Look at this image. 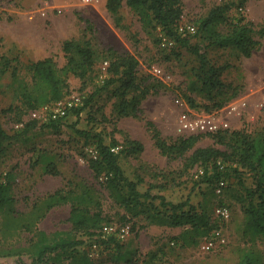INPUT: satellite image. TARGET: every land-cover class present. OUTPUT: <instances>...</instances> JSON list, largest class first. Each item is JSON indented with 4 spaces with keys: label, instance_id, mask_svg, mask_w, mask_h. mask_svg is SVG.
Masks as SVG:
<instances>
[{
    "label": "rangeland",
    "instance_id": "374dc122",
    "mask_svg": "<svg viewBox=\"0 0 264 264\" xmlns=\"http://www.w3.org/2000/svg\"><path fill=\"white\" fill-rule=\"evenodd\" d=\"M221 1L183 0L181 21L197 26V19ZM243 8L246 19L253 23L256 38L262 39L259 30L264 27V0H246ZM249 9L256 13L257 19L248 16ZM119 12L129 25L128 31L115 26L105 0H0V57L4 55L11 62L0 78V121L9 134L0 150V181L8 180L12 185L16 209L28 212L57 189L69 190L87 183L97 188L104 214L111 222L128 215L102 186L104 175L97 178L89 166L87 148L95 146L96 137L77 132L87 130L99 135L111 148L119 146L114 152L125 175L138 183L141 192L151 194L147 201L153 206L166 209L159 198L162 196L165 201L187 200L198 209L205 207L210 216H214L217 205H226L230 211L229 220L222 226L226 243L211 250L201 248L202 238L196 245H182L175 236L183 227L149 223L142 215L128 217L133 230L124 242L127 257L93 264H238L245 249L259 254L264 264V238L253 237L246 227L248 200L257 199L256 194L250 197L246 190L254 188V172L245 168L239 169V174L228 170L227 186L216 193L213 161L192 163L189 156L197 147L224 149V145L212 135L200 134L193 148L181 156L169 157L157 147L146 124L152 120L161 136L171 142L180 137L176 120L181 108L175 104L176 97L183 98L190 107L209 111L242 99L247 103L241 115L227 116L228 130L264 131V104H261L264 62L260 68L251 65L247 68L251 60L243 59L234 48L206 45L199 34L192 36L191 44L200 49L210 64L224 66L221 77L228 86L220 93L213 89L208 94L196 80L200 60L195 53L178 43L161 45L164 32L161 27L156 24L145 29L126 5ZM229 14L238 15L236 3ZM66 39L88 42L98 54L84 79L68 75L69 88L64 97L75 95L79 103L56 122L35 118V123L27 127L32 121L30 110L25 111L22 101L14 96L12 67L18 66L20 76L26 79L29 74L24 66L38 59L52 57L61 67L65 63L62 44ZM109 49L133 54L138 59V83L146 94L141 97L137 115L118 112L120 80L111 82L115 75L102 69L104 60L110 63ZM153 65L162 69L161 76L153 73ZM215 102L221 105L214 106ZM131 140L140 141L142 150L135 148ZM202 168L207 174L200 173ZM69 212L68 203L54 206L38 221L37 227L48 234L71 231L77 237L83 236L82 232L72 230ZM31 237V233L8 223L7 217L0 213V247L25 245ZM71 252L74 250L60 252V263L71 264ZM56 254L58 251L48 253L44 262H36L24 252L0 255V264H56Z\"/></svg>",
    "mask_w": 264,
    "mask_h": 264
},
{
    "label": "trees",
    "instance_id": "16d2710c",
    "mask_svg": "<svg viewBox=\"0 0 264 264\" xmlns=\"http://www.w3.org/2000/svg\"><path fill=\"white\" fill-rule=\"evenodd\" d=\"M245 2L246 0L237 2L223 0L213 5L204 16L197 19V31L191 36H182L177 31V26L183 15V0H105V6L110 12L115 26L129 30V25L123 22V17L119 12L126 5L138 16L145 29L157 24L164 34L174 39L175 43L189 48L195 53L200 60L196 80L201 83L200 89L206 90L210 94L213 89L217 90L216 93H220L225 86H228L221 77L224 66L215 67L210 64L200 49L191 44L190 38L199 34L200 38L206 41V45L230 46L237 50L240 56L250 57L253 51L260 46L261 39L256 38L253 23L246 19V16L239 10V7H243ZM235 3L238 15L231 17L229 12ZM259 35L261 38L264 37V27L259 30ZM62 48L65 63L61 67H58L52 57H44L24 66L30 80L20 76L18 66L12 67L14 96L22 101L25 111L37 109L63 98L69 88V73L84 79L98 59L96 50L88 42L66 39L63 41ZM108 54H110L111 60L108 63L107 71L115 75V78L110 81L120 80L117 90L121 96L118 112L121 115H137L141 97L146 94V89L138 83V59L133 54L119 53L111 49L108 50ZM10 63L6 56L0 57V78L11 67ZM130 93L131 96L128 98ZM220 105L221 102L214 104L217 107ZM57 120L59 119L50 120V122ZM34 123L35 119H32L27 127ZM146 124L157 147L169 157L183 155L194 147L200 137V134L180 136L174 141L168 142L161 136L160 130L152 120H147ZM77 132L85 137H96L95 147L99 154L96 158L90 157L88 162L97 178L101 174V176L104 175L102 186L129 215H123L117 223H129L128 217L142 215L149 223L183 227L181 233L175 238L181 240L184 246L196 245L200 238L219 225L205 207L198 209L187 200L174 203L165 201L164 197L159 196L161 204L166 209L153 206L151 202L147 201L151 198V194L146 191L141 192L137 187L138 183L125 175L118 162V156L112 151L110 144H104L99 135L92 134L87 130L78 129ZM209 135H212L214 140L224 145L225 148L197 147L189 156V161L207 163L221 158L228 163L226 171L223 172L214 165L212 177L215 180L222 175H228L230 169L237 174L240 173L239 169L241 168L254 172V188H246V190L250 197L256 194L257 199L248 200L245 208L246 227L253 237L262 236L264 238V131L248 132L246 129H224L209 133ZM7 138H9V134L0 121V150ZM131 142L135 148L142 150L143 145L140 141L131 140ZM67 203L70 205L69 221L72 224V230L82 232L83 236L77 237L71 231H57L48 234L37 227L38 221L51 208ZM15 204L16 199L12 185L8 180L0 181V213L7 217L8 223L13 222L19 230L32 234L28 244L11 245L9 248L0 247V255H15L24 252L29 254L34 261L44 262L48 253L58 251L56 264H62L59 261L60 254L69 249L74 250L70 254L71 264H93L107 259L119 261L127 257L124 242L116 241L115 252L100 260L90 259L82 249L83 237L91 238L103 224L112 223L104 214L101 197L93 185L82 183L69 190L57 189L45 196L43 200L36 202L30 211L24 213L18 211ZM187 205L188 207L185 208ZM131 230H133L132 225ZM238 264L263 263L259 254L251 249H245Z\"/></svg>",
    "mask_w": 264,
    "mask_h": 264
},
{
    "label": "built area",
    "instance_id": "2783aa9c",
    "mask_svg": "<svg viewBox=\"0 0 264 264\" xmlns=\"http://www.w3.org/2000/svg\"><path fill=\"white\" fill-rule=\"evenodd\" d=\"M60 11V8H57ZM241 13H244V8L239 7ZM44 13V12H42ZM177 31L182 36H191L196 33V26L187 24L180 21L177 26ZM160 43L163 46H171L175 43L174 39L162 34ZM108 61L103 62V72H106ZM153 73L157 76L163 74L159 66H152ZM78 98L75 95L63 97L55 102L45 104L37 109L30 110L31 119H60L67 115L70 109L77 105ZM175 104L181 108V111L176 120V131L180 136H190L197 134L215 133L219 130L229 129L230 122L227 116L236 115L240 116L246 100L236 99L231 101L226 107L206 111L204 109L190 107L183 98L176 97ZM261 104H264V95L262 96ZM119 146L112 147V151H116ZM89 157L96 158L98 156V149L95 146L87 148ZM213 164L220 171H226L228 163L221 158L213 161ZM204 168L200 169V173H204ZM227 186V178L220 176L215 181V192L221 193ZM230 211L226 205H217L214 208V218L218 221L219 225L214 227L207 235L202 238L201 248L203 250H211L226 243V236L223 230V224L229 220ZM130 223H106L91 238H84L82 249L86 252L87 256L92 260H100L105 258L108 254L115 252V242H125L131 235Z\"/></svg>",
    "mask_w": 264,
    "mask_h": 264
},
{
    "label": "crops",
    "instance_id": "0c3cea01",
    "mask_svg": "<svg viewBox=\"0 0 264 264\" xmlns=\"http://www.w3.org/2000/svg\"><path fill=\"white\" fill-rule=\"evenodd\" d=\"M248 16L252 17V20L257 19L256 13L249 9ZM243 59H250L251 63H247L246 67L251 65L254 68H260L262 62H264V37L261 39L260 46L253 51V54L250 57H243Z\"/></svg>",
    "mask_w": 264,
    "mask_h": 264
}]
</instances>
